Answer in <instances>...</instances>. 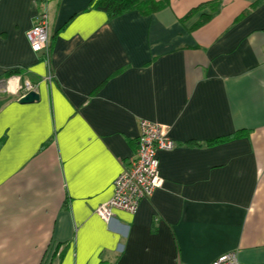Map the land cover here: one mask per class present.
Here are the masks:
<instances>
[{
	"label": "crops",
	"instance_id": "crops-1",
	"mask_svg": "<svg viewBox=\"0 0 264 264\" xmlns=\"http://www.w3.org/2000/svg\"><path fill=\"white\" fill-rule=\"evenodd\" d=\"M94 1L0 0V264H264V0ZM43 13L48 62L25 39ZM143 119L175 143L162 184L106 224Z\"/></svg>",
	"mask_w": 264,
	"mask_h": 264
},
{
	"label": "built area",
	"instance_id": "built-area-1",
	"mask_svg": "<svg viewBox=\"0 0 264 264\" xmlns=\"http://www.w3.org/2000/svg\"><path fill=\"white\" fill-rule=\"evenodd\" d=\"M25 39L34 53H41L46 62L50 57V42L46 15L40 14L34 24L26 30ZM33 90L30 83H23L20 96ZM137 150L131 155L112 185V196L99 204L94 212L106 224L115 217L114 210L135 213L140 202L159 188L162 180L158 175V151H169L175 147L167 135V127L160 123L140 120ZM210 264H241L235 252L218 256Z\"/></svg>",
	"mask_w": 264,
	"mask_h": 264
},
{
	"label": "trees",
	"instance_id": "trees-1",
	"mask_svg": "<svg viewBox=\"0 0 264 264\" xmlns=\"http://www.w3.org/2000/svg\"><path fill=\"white\" fill-rule=\"evenodd\" d=\"M164 5L165 1L157 2L155 0H95L93 2V7L106 12L109 18L117 17L134 10L139 11L143 15H150L163 8ZM11 73H15V71ZM242 135V132H238L228 137L210 141L207 145L225 142Z\"/></svg>",
	"mask_w": 264,
	"mask_h": 264
},
{
	"label": "water",
	"instance_id": "water-1",
	"mask_svg": "<svg viewBox=\"0 0 264 264\" xmlns=\"http://www.w3.org/2000/svg\"><path fill=\"white\" fill-rule=\"evenodd\" d=\"M38 100H39L38 94L34 90H31L26 94L22 95L21 97H19L18 102L20 104H28Z\"/></svg>",
	"mask_w": 264,
	"mask_h": 264
}]
</instances>
